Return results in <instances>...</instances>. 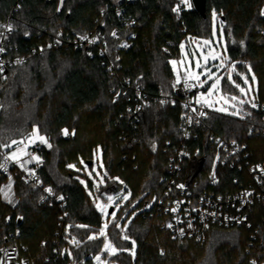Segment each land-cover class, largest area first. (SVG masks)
I'll return each mask as SVG.
<instances>
[{"label":"trees","instance_id":"obj_1","mask_svg":"<svg viewBox=\"0 0 264 264\" xmlns=\"http://www.w3.org/2000/svg\"><path fill=\"white\" fill-rule=\"evenodd\" d=\"M176 2L63 0L58 5L57 0H0V32L9 13L15 16L6 43L8 55L26 58L0 78V162L15 147L13 141L28 138L36 128L51 142L40 151L38 171L65 202L39 204L42 192L18 177L20 203L15 208L0 203V235H7L3 241L18 244L31 264H95L96 254L108 256L102 251L105 237L121 247L109 257L112 264H264L260 201L249 209L251 226L215 225L201 240L174 239L163 226L166 216L158 203L167 187L164 178L172 175L171 157L177 156L182 143L184 109L173 105L171 59L180 58L184 42L189 48L211 36L216 20L230 62L237 63L233 76L244 71L250 77L251 65L260 79L255 97L264 102V0H207L206 16L192 3L176 12ZM60 32L66 43L83 33L96 34L102 42L31 51ZM100 45L105 52H100ZM222 87L236 92L226 77ZM139 90L145 100L140 109ZM244 108V118L211 110L196 129L198 137L189 142L190 149L197 147L206 156L194 178L201 189L209 188L207 172L216 146L212 134L241 139L248 144L252 162L264 159V133H247L249 117L260 121L259 112ZM99 148L106 183L96 188L88 180L92 196L73 164H94ZM179 164L176 173L185 179L190 160ZM221 170L229 177L228 168ZM229 180L223 178L218 188L228 189ZM122 187L131 201L145 206L144 211L130 221L121 220L129 201L108 223L105 236L91 237L102 227L97 201ZM124 236L136 240L135 253L125 250L133 241Z\"/></svg>","mask_w":264,"mask_h":264},{"label":"built area","instance_id":"obj_2","mask_svg":"<svg viewBox=\"0 0 264 264\" xmlns=\"http://www.w3.org/2000/svg\"><path fill=\"white\" fill-rule=\"evenodd\" d=\"M57 1L59 5L61 0ZM185 4L183 0H177L176 12H180ZM14 17L13 11H11L9 18L2 24L0 32V49H3L0 51V78L7 74L11 65L21 64L26 59L25 56L8 55L6 43L13 31L11 24ZM130 23L132 24L133 21ZM261 34L264 35V30L261 31ZM101 42L98 35L83 33L66 43L63 34L60 32L52 36L45 46L40 43L37 48L34 47L31 51L33 53L43 52L45 48L61 47L65 43L67 45L72 43L75 47H81L83 45L95 46ZM125 44L130 45L128 42ZM99 50L105 52V47L100 45ZM173 89L174 94H176L173 105L179 103L184 109L181 131L182 143L175 150L177 156L171 157L173 163L170 172L172 175L164 178L167 181V187L163 193L164 198L159 197L158 199L160 208L166 216L163 226L171 232L174 239L189 236L200 240L204 237L205 232L215 225L225 227L233 225L251 226L249 209L257 201L264 204V159L252 162L248 144L241 139L212 134L211 141L214 140L216 146L212 165L207 172L209 188L201 189L199 183L194 182V178L204 168L206 156L197 147L190 149L189 142L198 137L196 129L204 123L212 109L207 107L201 98V92L205 90V87H200L197 80L190 79L189 72L183 70L182 67H180L179 80L174 79L173 81ZM137 96H139L137 105L140 109L145 103L142 90L137 92ZM245 105L258 111L260 120L257 121L253 117H249L251 122L247 133H264V102H259L255 97L253 101L247 102ZM244 117L243 113L239 118ZM50 143L46 137L43 140L36 138L30 140L24 151L17 156L9 155L12 149L4 154L0 162V203H4L10 208H15L20 203L15 186L16 179L20 177L25 183L34 185L42 192L39 204L45 202L52 206L55 202L62 201V204L65 205L62 195H56L52 188L44 183L38 171L42 159L40 151L42 148L50 146ZM184 159L190 160L191 169L185 179H180L178 178L179 173L176 171L181 170L179 162L184 161ZM202 159H204L203 167L197 172ZM221 167L230 170L229 177H227L228 172L222 171ZM223 178L226 179V182L230 179L228 184L230 186L228 189L220 190L218 187ZM181 230L183 231L181 232ZM19 232L17 230L16 233ZM10 234L13 237L14 233L11 232ZM4 236L7 237L5 234ZM4 236L0 235V264H31L28 257L21 255L19 245L3 241Z\"/></svg>","mask_w":264,"mask_h":264},{"label":"rangeland","instance_id":"obj_3","mask_svg":"<svg viewBox=\"0 0 264 264\" xmlns=\"http://www.w3.org/2000/svg\"><path fill=\"white\" fill-rule=\"evenodd\" d=\"M192 3V0H189ZM188 6V4H187ZM213 29L211 36L207 38L194 41V45L189 48L184 42L181 46L182 55L179 59H171V66H173L175 79L179 80L180 67L189 72V78L197 80L200 87H205L201 93L202 101L207 107L215 110L220 114H227L235 117H240L245 112V104L255 99V91H258L260 79L257 77L255 71L250 67V77L247 72L238 71V78L233 76L235 71L236 62H230V57L226 52V38L219 34V27L216 20H213ZM228 78L233 84L235 91L223 89L222 83L224 78ZM215 85V87H213ZM243 89V91H241ZM235 97V99H233ZM45 138L41 136L37 129L28 136V138L20 139L16 142L14 149L9 152L12 157L17 156L24 151L28 142L36 138ZM73 169L77 171L78 179L87 187L89 194L93 196V191L89 186L90 180L93 186L100 188L105 184L104 174L107 172L105 168L102 149L95 153V162L92 165L81 161L80 164H73ZM129 206L125 212L120 215V219L134 218L138 213L144 211L145 206H138V201H131L130 192H125L124 187L115 192H105L103 196L97 201V208L102 212V227L97 231H93L91 237H102L107 234L108 223L115 219L120 209L128 202ZM113 207L114 212L109 213V208ZM126 230V228H125ZM127 237L128 240L133 241L131 247L126 248L128 252L135 253L137 242L134 238ZM121 250L119 245H116L113 240L105 237V243L102 251H106L107 257L102 253L94 256V262L97 263H110L109 257L117 255Z\"/></svg>","mask_w":264,"mask_h":264},{"label":"water","instance_id":"obj_4","mask_svg":"<svg viewBox=\"0 0 264 264\" xmlns=\"http://www.w3.org/2000/svg\"><path fill=\"white\" fill-rule=\"evenodd\" d=\"M206 2L207 0H192V4L193 6L203 15V16H206V11H207V8H206ZM203 162H204V159H202L201 161V165L199 166V169L197 170V172L203 167ZM89 163H92V161H89ZM113 207H110L109 208V213H113Z\"/></svg>","mask_w":264,"mask_h":264},{"label":"snow or ice","instance_id":"obj_5","mask_svg":"<svg viewBox=\"0 0 264 264\" xmlns=\"http://www.w3.org/2000/svg\"><path fill=\"white\" fill-rule=\"evenodd\" d=\"M61 2H62V0H61ZM183 3H186V4H188V6L189 7H191V4L189 3V0H183ZM178 10V9H177ZM0 51H3V49H0ZM213 87H215V85H213ZM241 91H243V89H241ZM233 99H235V97H233ZM253 107H255V105H253ZM65 134H67V130H65ZM44 138L43 137H41V140H43ZM13 143H16L15 141H13ZM71 167V166H70ZM50 191V190H49ZM189 226H191V225H189ZM169 227H171V225H169ZM183 230H181V232H182ZM125 239H127V237H125Z\"/></svg>","mask_w":264,"mask_h":264}]
</instances>
